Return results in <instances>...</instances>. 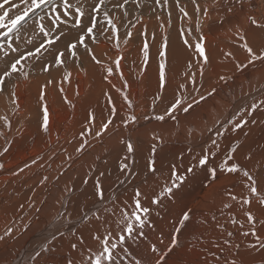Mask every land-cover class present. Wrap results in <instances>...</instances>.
Masks as SVG:
<instances>
[{
	"label": "bare ground",
	"instance_id": "1",
	"mask_svg": "<svg viewBox=\"0 0 264 264\" xmlns=\"http://www.w3.org/2000/svg\"><path fill=\"white\" fill-rule=\"evenodd\" d=\"M93 2L88 0L85 7ZM196 3L200 12L192 0H179L178 4L176 0H161L159 4L156 0H139V5L133 0L124 9L114 7L112 0H108L107 10L117 25L119 39L109 28L107 36L112 39L101 35L95 43L88 41L100 64L79 48L78 60L67 59L63 66L44 72L43 64L53 60V54L45 53L39 62L28 61L27 78L14 74L7 82V90L0 93V117L7 116L10 122L6 124L0 119V131L4 132L0 136V151L9 148L0 156L4 165L0 169V264L27 261L33 249L57 228L60 233L50 245L52 250L42 253L36 264H84L87 249L99 247L93 236L97 231L104 232V226L92 219L93 215L100 210L109 218L104 209L112 211L124 202L131 203L136 188L148 198L142 202L151 208V223L142 238L126 241L128 254L120 253L116 264H132L136 260L140 264H155L160 251L169 245L178 219L187 210L190 220L178 237L180 246L173 250L166 264H264V249L250 247L257 244V236L264 241V205L257 199H252L251 204L243 203L249 198L246 184L250 183L243 171L231 174L218 170L215 179L210 174L211 168L235 148L233 161L249 171L257 181L258 192H264V106L251 114L241 113L264 100V62L237 68V64L249 59L241 35L257 54L264 51V28L249 22V17H255L264 23V0ZM181 7L188 17L180 12ZM204 9L208 10L207 16ZM63 31L68 39L59 43L61 50L77 35L71 23L64 25ZM128 32L132 33L130 37L126 36ZM198 35L203 36L207 63L194 47ZM185 38L191 46L184 44ZM18 43L20 51L31 47ZM145 43L149 50L147 63ZM161 51L165 52L164 57L159 55ZM120 57L117 69L114 61ZM3 60L0 55V67H4ZM161 60L166 74L163 88L159 81ZM108 67L113 68L110 75ZM67 73L71 74L70 79L65 80ZM193 73L195 86L190 82ZM213 88L215 96L190 115L175 113L178 124L168 117L164 121L155 119L165 113L175 98L188 93L196 96L195 89L206 94ZM113 105L115 116L109 112ZM45 106L49 114L48 132L42 128ZM90 114L95 116L91 124ZM130 115L137 119L125 126L123 121ZM233 117L236 122L242 118L247 123L233 131L227 123ZM110 118L113 123L109 129L103 136L95 137L102 123ZM221 124L226 125L227 131L220 128ZM86 128H91V134L85 132ZM217 129L224 131L223 136H216ZM82 132L84 136L80 135ZM212 139L220 147L207 168L185 172L187 180L176 196L158 206L152 205L150 198L168 175L169 165L179 163L176 157L183 156L180 170L184 171L195 163L202 150H215ZM129 141L134 148L132 153L127 151ZM82 144L83 149L77 151ZM33 159L36 164H32ZM152 159L156 161V175L148 170ZM124 162L129 164L126 173L120 170ZM97 180L104 191L103 202L95 195ZM249 211L256 219L255 236L244 235L253 228L246 217ZM85 215L88 219L82 218ZM10 227L13 231L6 235ZM73 244L77 245L75 249ZM153 245L160 251L153 253Z\"/></svg>",
	"mask_w": 264,
	"mask_h": 264
},
{
	"label": "snow or ice",
	"instance_id": "2",
	"mask_svg": "<svg viewBox=\"0 0 264 264\" xmlns=\"http://www.w3.org/2000/svg\"><path fill=\"white\" fill-rule=\"evenodd\" d=\"M112 2L114 7L124 9L128 0H112ZM192 2L196 5V11L200 12V5L196 3V0H192ZM87 3L88 0H0V50H2L0 51V55L4 57V67H0V93H4L7 90V82L11 80L14 74H19L24 78H27L29 73L25 71V67L27 66L28 61L32 60L39 62L45 53L53 54V60L43 64L42 71L44 72H50L53 68L63 66L67 59L78 60L79 48L85 49L95 63H101V61L92 54V49L89 47L88 41L95 43L101 35L106 36L108 39H112L113 37L107 36V30L109 28L113 31L115 38L118 41V29L117 25L113 22V16L107 10L108 0H94L91 6L86 8L85 5ZM135 3L139 5V0H135ZM156 3H161V0H156ZM176 3L178 4L179 0H176ZM229 11H231V9H229ZM180 12L183 13L184 17H188L189 15L183 7L180 8ZM203 14L204 16H207L208 10L204 9ZM249 22L257 28H264V23H261L255 17H249ZM68 23H71L72 27L77 30V35L65 44V48L61 50L59 48V43L68 39L67 33L63 31V26ZM191 31V29L188 30L189 36H191ZM131 35V32L126 33V36L128 37ZM37 39L39 41L38 43L35 42ZM240 39L243 42L242 46L249 54V59L247 60V63L237 64L238 69H244L249 65H254L256 61L264 62V51L257 54L248 45L246 37L241 35ZM18 41L23 42L26 45H31L30 49L27 51H20L21 45ZM184 44L189 45L188 38L184 39ZM194 47L198 55L203 59V62L207 63L208 58L205 54L206 49L203 46L202 35H198ZM143 53L144 61L147 63L149 59L147 43H145L143 47ZM159 55L164 57L165 52L161 51ZM121 59L122 57L117 58L114 61L117 69L120 67ZM107 72L109 75L112 74L113 68L108 67ZM70 75V73H67L65 75V80L70 79ZM220 79L225 80V77L221 76ZM165 80V63L161 60L159 63V81L161 88L164 87ZM190 82L195 86L196 80L194 73L190 75ZM48 83L51 84L52 81L50 80ZM125 86H127L126 82ZM13 87H15V85H13ZM181 87L183 88L184 86L182 85ZM60 91L63 92V88H61ZM195 91L198 93L196 96H193L192 93H188V95L183 98H175L165 113L163 115H157L155 119L158 121H164L165 118L168 117L178 124L179 120L175 115L177 111L190 115L196 107L201 103H207L209 99L216 94L215 88L211 89V91H208L206 94L199 93V89H195ZM11 95L14 98L13 103H16L15 92L13 91ZM189 97H191V99H189ZM41 98L43 99V96ZM124 99L128 102L129 107H131V101L128 100L126 95ZM109 100L111 101V98H109ZM261 106H264V100H261L258 103H253L250 108L242 109L241 113L247 112L248 114H251ZM109 112L111 116H115L116 109L114 105L109 109ZM241 113H237V115H241ZM0 119H3L6 124L10 123L7 116L0 117ZM136 119L135 115H130L123 121V123L127 126L129 122H135ZM94 121V114H90L89 123H94ZM112 123L113 121L111 118L102 123L101 128L95 132V137L103 136L109 129V125ZM227 123L231 124L233 131H235L243 127L247 121L241 118L239 122H236V118L233 117L229 119ZM42 128L44 132L49 131V114L46 106L43 109ZM220 128L227 131L225 124H221ZM224 131L217 129L215 134L218 137L223 136ZM85 132L91 134V128H86ZM85 132H82L80 135L84 136ZM3 135L4 132L0 131V136ZM189 135H191V129H189ZM154 139L159 140V137H154ZM10 143L11 142L9 141V145ZM211 144L215 150H202L199 156L195 157V163L184 171L180 170L184 158L182 155H178L176 160L179 163H171L169 165L168 175L164 178L158 190L151 196L150 203L158 206L165 199H173L187 180L185 172L192 173L195 168L206 169L209 165L210 159L215 157L216 150L220 147L216 139H212ZM126 146L128 153L134 151L133 145L130 141L127 142ZM83 147L84 145L82 144L77 151H81ZM8 151L9 148L4 147L3 150L0 151V156ZM188 151L192 152V149L189 148ZM235 151V148L231 149L219 165L211 168L210 174L212 178H216L218 170L220 172L231 174L243 171V176L247 178L248 182H250L246 184L249 189V198L244 199L243 203L251 204L252 199H257L262 205H264V192H258L257 181L252 175H250L249 171L242 169L239 164L233 161L232 154ZM153 152H155V146L153 147ZM126 160L127 157H125V161ZM229 161L233 162L229 164ZM36 162L35 159L32 160V164H36ZM3 167V163H0V169H3ZM25 167H28V165L26 164ZM120 170L122 173H126L129 170V164L127 162L122 163ZM148 170L153 175L157 174L158 169L156 167L155 159L149 161ZM21 171H23V168ZM46 179L47 177H45V180ZM124 182L125 181H121L120 183L123 184ZM85 183H87V181H85ZM95 195L100 202L104 201V191L99 180L95 183ZM145 199L148 198L141 193L139 188H136L131 203L124 202L122 206H116L112 211L104 209V212L107 213L111 222H109V218L100 214V210H97L92 219L99 221L104 226V232L100 234L97 231V234L93 236V239L99 242V247L96 250L91 248L87 249L84 264H116L120 253L128 254L127 248L125 247L126 241H136L137 239L142 238L144 235V229L151 223V208L142 202ZM232 199L235 200L237 197L232 196ZM246 217L253 225V228L251 233L245 232L244 235L247 236L251 234L255 236L256 231L254 226L256 219L250 211L246 213ZM82 218L88 219L87 215ZM189 220L190 210L184 211L177 221L178 226L175 227L169 245H167L163 251L158 250L155 245L151 247L153 253L160 251V255L156 259L155 264H166V260L170 257L173 250L180 246V240L178 237L181 234L182 229L185 227L186 222ZM113 226H115L116 230L115 236L113 235ZM12 231L13 229L11 227L8 228L6 235H11ZM58 233H60L59 228H57L49 237H46L45 241L38 248L33 249V253L29 256L27 261L22 260L20 261V264H36L37 258L41 257L42 253L52 250L50 245H52L57 239ZM229 235H231V233H229ZM256 238L257 244L250 245V247L255 248L259 246L260 249H264V241L260 240L259 236ZM0 239H3V237H0ZM225 243L228 242L226 241ZM76 247V244L72 245L73 249ZM132 264H140V261H133ZM231 264H235V261H232Z\"/></svg>",
	"mask_w": 264,
	"mask_h": 264
},
{
	"label": "rangeland",
	"instance_id": "3",
	"mask_svg": "<svg viewBox=\"0 0 264 264\" xmlns=\"http://www.w3.org/2000/svg\"><path fill=\"white\" fill-rule=\"evenodd\" d=\"M129 2H132L133 0H128ZM0 51H2V50H0Z\"/></svg>",
	"mask_w": 264,
	"mask_h": 264
}]
</instances>
